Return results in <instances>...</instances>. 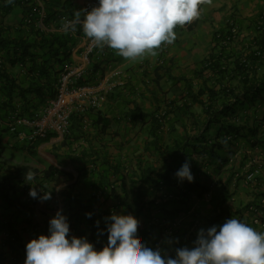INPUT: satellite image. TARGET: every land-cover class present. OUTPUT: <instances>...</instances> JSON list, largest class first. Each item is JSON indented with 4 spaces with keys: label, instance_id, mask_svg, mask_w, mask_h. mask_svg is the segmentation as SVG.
Returning a JSON list of instances; mask_svg holds the SVG:
<instances>
[{
    "label": "trees",
    "instance_id": "trees-1",
    "mask_svg": "<svg viewBox=\"0 0 264 264\" xmlns=\"http://www.w3.org/2000/svg\"><path fill=\"white\" fill-rule=\"evenodd\" d=\"M40 1L43 4L41 9L34 0H0V127H5L2 130L4 134H11L8 124L13 119L31 118L47 100L56 96L58 77L63 71L64 63L69 59V49L74 45L68 35L46 34L37 27V21L42 10L44 14L42 23L45 27L48 28L51 23L59 25L64 20H73L77 11L81 15V8L74 6L71 0ZM15 9H21V21L13 28L5 24L4 20ZM236 21L234 18L226 19L224 26L213 32L208 56L202 60L198 56L197 59L194 57L196 65L192 70L177 72L175 69L171 73L169 69L162 70L165 67L162 57L166 54L164 52L166 49L161 47L162 52L157 59L161 63L160 67H154L152 71L145 69L139 73V76L148 78L147 81L150 82V89L146 88L148 94L143 92L138 94L142 102L150 105L148 111L138 107L132 111H125L129 104L133 102L136 104L137 99L124 95L119 98V104L124 109L121 111L119 121L125 126L129 125V128L139 126L140 130H145L146 135L143 134L145 138H142L138 145L143 154L130 160L118 156L116 162L110 160L107 153L102 159L100 150L88 149V153L83 155L84 159L93 158V162L102 159V168L100 164L98 167L95 166L100 178L99 192L105 201L109 200L112 203L109 209L111 211L104 212L103 217L117 214V208H120L123 215L131 214L140 219L143 213L150 211L151 207L155 209L156 206V216L154 219L151 217L149 229L138 227L137 235L144 244H147L153 235L150 230L152 227H164L166 223L163 222L167 216L173 217L185 211V208L192 205L190 201L193 197L203 200V195L211 193V187L214 188V192L211 193L212 204L208 212L212 213V217L210 216L206 225L221 226L226 220L236 218L255 230L264 231L261 226L254 224L250 217L251 209L261 210L264 214V203L259 205V201L264 200V158L262 162L260 160V164L252 165H259L261 168L262 175L256 176L253 181L261 192H255L250 202L239 205L242 203V200H239L237 206L240 208L237 210L232 211L227 204L233 196L229 189L233 186L232 180L241 182L247 173L228 172L224 174V179L214 177L221 173V169L230 160H234L235 154H238L237 170L247 166V150L261 148V156H264V7L257 11L256 19L250 22L243 19L241 25ZM195 25L196 23L189 24L187 31L190 32ZM244 30L247 31V38L240 35ZM15 67L24 71L22 78L19 79L9 73L8 70ZM96 72L97 69L94 67L91 74L87 73L78 84H92L89 82ZM161 82L164 85L170 83L169 90L165 88L162 90ZM178 84L182 90L181 94L167 100V94ZM120 87L116 88L126 90L128 86L123 82ZM151 87L161 91V99L157 95L159 92L151 91L153 90ZM137 90L135 87L132 92L130 87L132 93H136ZM111 93L113 90L109 97ZM257 102L261 106L255 107L254 104ZM193 109L198 114H194ZM89 112L84 114L85 119ZM84 118L72 116L70 136L63 140L65 145L70 146L81 139L80 127L84 126L82 123ZM87 121L89 126L94 127L100 134L105 133L111 125V120L99 114ZM174 125L182 127L181 134L176 133ZM52 137L48 135L34 142L25 141L27 145L23 144L20 149L35 154L36 147L47 143ZM144 154L155 156L156 161L145 165L146 162L142 159ZM185 161L190 164L193 182L181 181L175 175ZM111 162L113 166L109 167ZM155 162L159 165L155 166ZM213 162L218 163L219 167L215 174H210L209 167ZM5 169L0 163V202L8 207L23 208L24 205L19 201L24 193H16L19 190L17 185L19 171L13 167ZM51 169L49 167L43 171V180H49L56 173L55 171L52 174ZM18 170L22 175L29 171L26 168ZM38 189L36 191H39ZM42 190H47L45 185ZM148 191L153 196L163 195L166 198L159 202L152 199L147 203ZM39 199L38 193L37 198L30 196L28 205L33 206ZM75 203L79 205L78 201ZM81 213L85 226L91 232V238L107 239L106 221L99 222L97 226L98 220L93 210L85 206L78 207L77 214ZM86 213H92L91 217L86 216ZM246 214L250 217L247 220ZM148 222L150 223V221L144 223L145 227ZM4 231L8 233L7 246L14 250L19 242L14 227L10 224H0V233ZM154 244L157 242L153 241V248Z\"/></svg>",
    "mask_w": 264,
    "mask_h": 264
},
{
    "label": "crops",
    "instance_id": "crops-1",
    "mask_svg": "<svg viewBox=\"0 0 264 264\" xmlns=\"http://www.w3.org/2000/svg\"><path fill=\"white\" fill-rule=\"evenodd\" d=\"M34 1L37 2L40 9L43 7V4L40 0ZM71 1L73 2L74 6L82 8L81 3L83 0ZM243 1L244 0H213L212 5L202 6L201 17L192 23H196L195 27L197 26V28L193 29V27L191 32H189V34L192 33L191 35H193L195 40L193 41L192 38L187 37V31H185L180 34V38H178L177 43H173L171 45L167 44V49L164 51L166 54L164 57H162V61L164 62L163 66H165L162 68V70L165 68L166 70L169 69L170 73L175 69L177 72L192 70L196 65L194 64L195 61H193L194 57L197 59L196 56H198L202 60L208 56L210 39L213 32L218 30L220 27H223L225 20L229 18V15L232 13H234L232 17L235 16L234 19L237 20L236 22L238 25L242 24L243 19L247 20V22L256 19V10H247V7L244 12L243 10L237 11L239 8H241L240 4H242ZM256 2L257 0L246 1L248 6ZM84 15V13L80 15L81 21H83ZM43 16L44 14L41 10L38 16L39 19L37 21V27L40 30L46 34L60 33L68 35L71 38V41L73 40L74 42H72L74 45L69 49V59L64 63L63 70L68 66L70 68L81 66L83 64V52L89 40V38H87L83 33L82 23L78 24L75 31H65L62 22L59 25L57 23H51L47 28L42 23ZM20 21L21 9H15L5 18L4 23L15 28L19 25ZM178 29L179 28L176 30ZM194 30L196 31L194 32ZM240 35L241 37L247 38V31L244 30L240 33ZM239 40L241 39L239 38ZM161 52L162 51H159V53ZM94 53L90 57V64L87 66L84 76L81 77L82 79L87 75V73L91 74L93 68L96 67L97 72L92 76L91 81L89 82L95 84L102 76L108 73V69L111 67L115 68L120 73V75L112 78L110 82H113V84L115 83L116 85L118 84L117 82H121L122 84L124 82L126 86H128L126 90L117 89L119 88L118 86L117 88L114 87L113 93H111L112 95L110 97L109 95L106 96L105 99L101 101L97 110L94 112H89L86 115L87 119L96 117L99 114L103 118L111 120V125L109 129L105 131V133H98L94 127H91L88 124L86 126L80 127L81 139H79V141L76 143L68 146L69 144L65 145L63 139H50L47 143L38 145L35 149V154H30L25 149H20L23 144L27 145L23 140L13 137L14 135L12 136L9 133L4 135L6 139L0 144V162L2 163V167L4 169L13 167L19 171L18 176L20 178L17 182V185L20 184L21 187H19V190L16 193H24L23 196L21 195V201H19L24 206L23 208L20 206L8 207L0 202V224L12 225L19 238L18 244L15 246V249L12 250L7 246V241L4 237L5 231L0 233V264H24L26 259V244L31 239L38 238L41 234L50 235L48 231L49 221L56 215L58 210H62V214L67 217L70 228L68 234L69 239H71L72 236L77 238H87V240L94 245L96 250H101L107 244V239L105 238H97L95 240L91 238V232L85 226L83 215L82 213L78 215L77 209L80 206H85L87 209L93 210L95 218L99 222L104 223L106 221L103 219L105 218L103 217V213L110 209L112 203L109 200L105 201V198H103L99 192L100 178L98 177L99 172H97L98 170L96 167L101 165L103 155L107 154V157L110 160H115V162L117 161L118 156L126 157L128 160L131 158L135 159L137 156L143 154L141 149L138 148V145L139 141L141 142V139L145 138L143 135L145 134V130H140L139 126L129 128V125L125 126L121 123V121H119L122 114L121 111H124L123 107H121L119 104V98L129 96L130 98L137 99L136 104L134 102L133 104H129L125 111H132L136 107L143 109L144 111H148L150 105L147 102H142L139 99L138 94L140 92L148 94L146 88L150 89V82L147 81L148 78L139 76V73L145 69L152 71L154 67H160L161 63L157 60L159 57L158 51L157 55H145L144 57L134 60V62L132 61V64L131 62L127 61L119 63L116 58L105 59V54L108 53V50L105 52L104 57L103 55L100 57L101 61L98 60L97 57H92ZM115 55L118 56L116 53ZM188 58L191 60H187ZM124 65L128 67V70L126 69L125 72H122L120 69L123 68L122 66ZM8 71L14 77H18L19 79L22 78L24 73V71L18 67L10 68ZM170 86V83L165 85L162 84V82L160 83L162 90L164 88L169 90ZM130 87L132 88V92L135 90V87L138 90L136 93H132L130 91ZM151 88L153 89L151 91L160 93L157 95H159V99H161V91L154 90V87ZM181 91L180 85L178 84L176 87L171 89L170 93L167 94V100L173 99L175 96L181 94ZM173 127L176 129V133H182V129H180L182 127L179 128L178 125H174ZM7 140L8 144L6 145ZM3 143L13 150L11 152L15 154L6 152L3 148ZM47 144H50V149L44 146ZM88 149L101 151L100 154L102 159H99L100 163L99 161L93 162V158L90 160L87 158L84 159L83 155L88 153ZM29 155L31 160H27ZM142 159L144 162H146H143L145 165L156 161L155 156L150 157L148 154H144ZM29 162H31V167L33 169L40 168L41 171H46L49 167L52 169L56 168V173L50 178L53 179L55 183L60 178L66 180L71 178L70 174H72V177H75L77 174L76 185L72 187L74 180L62 185H57L55 187L52 185L54 182H51V186L46 191L37 188L39 190L37 191L39 197H42L45 192H51V199L46 201L39 199L33 206L28 205L30 195L26 191L29 190L30 192L31 188L23 190L24 184H26L24 175H27L28 172L22 175L21 171L18 169L26 168L29 170ZM61 163L65 164V166L61 167ZM112 164L113 163L111 162L109 167H112ZM154 165L158 166L159 164L155 162ZM100 168H102V165ZM53 172H55V170H53ZM112 179H114V176H112ZM147 194V203L151 202L152 199L155 201L159 200L157 199L158 196H156V194L153 196L150 191H148ZM149 195L151 196L149 197ZM242 197H244V195H240L239 200H242ZM129 199L131 201L132 197ZM75 201H78L79 205H77ZM190 203L192 205L188 206V208H185V211L183 210L173 217L167 216L165 218L166 221L163 222L166 223L164 227H152L150 230L151 234L153 235L151 236V239L147 241V245L150 246L151 242L161 239L162 245L160 250L162 255L165 256H174V249L178 247L187 246L191 248L193 246V241H195L197 238L198 231L200 229L207 230L210 228L208 225H206V223L209 219L207 214L211 213L208 212V210H210L211 207L209 208L207 206L208 203L204 199H196L195 197L194 200L191 198ZM233 205L235 206V203H233ZM154 208L156 209V206H154ZM155 209L151 207L149 209L150 211L145 214L143 213L140 216V219H138L139 228H145L147 230L149 229V225H151L152 221L150 220L151 217L154 219L156 216ZM117 214H123L120 208H117ZM147 221H150V223L148 222L145 227L144 223Z\"/></svg>",
    "mask_w": 264,
    "mask_h": 264
},
{
    "label": "clouds",
    "instance_id": "clouds-1",
    "mask_svg": "<svg viewBox=\"0 0 264 264\" xmlns=\"http://www.w3.org/2000/svg\"><path fill=\"white\" fill-rule=\"evenodd\" d=\"M212 2L213 0H98L97 6L84 10L83 21L77 11L73 20L62 21V24L65 31H75L76 26L82 23L84 35L95 47H108L126 60L134 61L145 55H157V50L163 45L167 49L166 45L173 44L177 38L175 30L178 27L187 28L199 19L202 6H210ZM253 164L254 161L247 164L249 172L259 167L252 166ZM175 175L181 181L194 180L188 161H185ZM247 175L244 178L245 184L251 183L245 182ZM33 178V173L25 175V180ZM29 195L37 198L35 187L30 189ZM165 198L166 196L161 195L158 202ZM40 199H51V192H45ZM91 215L92 213H86L89 218ZM248 217L246 214L245 219ZM105 220L107 244L101 250H96L87 238L72 236L69 239L67 217L62 214V210H58L49 221L50 235L41 234L26 244L24 264H264V232H258L236 218L226 220L221 226L200 229L193 246L175 248L174 256L162 255L159 248L142 243L137 235L139 221L133 215L113 213ZM96 224L99 226V221ZM4 237H8L7 232Z\"/></svg>",
    "mask_w": 264,
    "mask_h": 264
},
{
    "label": "built area",
    "instance_id": "built-area-1",
    "mask_svg": "<svg viewBox=\"0 0 264 264\" xmlns=\"http://www.w3.org/2000/svg\"><path fill=\"white\" fill-rule=\"evenodd\" d=\"M82 11L91 10L93 6L98 5V0H83ZM234 31V30H233ZM95 47L90 39L85 46L83 52V64L77 67H66L58 77L57 93L53 99L47 100L45 104L33 113L31 118H19L12 120L8 124V128L12 134L20 140L34 142L37 139L45 138L52 135V139H64L70 135V126L72 116H82L90 110H97L101 101L114 89L121 86V82L116 85L111 79L120 75L114 68L108 69L105 74L95 84L79 85L78 81L84 76L87 66L90 64V57L95 52ZM83 125H88L87 119H83ZM18 127L28 129L27 133L17 131ZM261 172L260 167L253 168L246 176L245 182H252ZM264 200L259 201V205ZM252 222L264 229V218L261 210L250 211ZM249 217V218H250ZM160 246L154 244V248Z\"/></svg>",
    "mask_w": 264,
    "mask_h": 264
},
{
    "label": "rangeland",
    "instance_id": "rangeland-1",
    "mask_svg": "<svg viewBox=\"0 0 264 264\" xmlns=\"http://www.w3.org/2000/svg\"><path fill=\"white\" fill-rule=\"evenodd\" d=\"M246 1L247 0H244L243 1V3L242 4H240V6H241V8H239L237 11H240V10H243V12H244V10L247 8V10L248 9H250V10H256V11H259V9L262 7H264V0H257V2L256 3H252L251 5H247V3H246ZM234 15V13H232L231 15H229V17H231V16H233ZM179 29L178 30H176L177 31V38H176V40L174 41V43H177L178 42V38H180V34L181 33H183V32H185V31H187V28L184 26V27H178ZM195 28H197V26L195 27L194 26V28L193 29H195ZM196 30H194V32H195ZM191 32V31H190ZM198 32V31H197ZM192 34V33H191ZM191 34H189V32L187 31V33H186V35H187V37H189V38H192V40L194 41L195 39H194V37H193V35H191ZM164 46H162V48H163ZM238 47V46H237ZM162 48H160V49H158L157 51H158V53H159V51H161V49ZM108 50V53L107 54H105V52ZM169 51H170V49H169ZM115 51L114 50H112V49H110V48H108V47H104L103 49H99V48H97L96 49V51H95V53H94V55L92 56L93 58H95V57H97V59L98 60H100L101 61V56L103 55V57H104V54H105V59L107 58V59H114V58H116L118 61H119V63L120 62H131V64L134 62H132L131 60H126L125 58H123V57H121V56H116L115 55ZM112 55H114V56H112ZM109 58H108V57ZM187 60H191V59H187ZM111 63H113V62H111ZM123 68H121L120 70L122 71V72H125L126 71V69L128 70V67H126V65H124V66H122ZM255 105V107H259V106H261V104L260 103H256V104H254ZM193 111V113L194 114H198L197 112H196V110H192ZM189 122H191V121H189ZM180 128V127H179ZM5 129V127L4 126H1L0 127V144H1V142H3L6 138L4 137V133L2 132V130H4ZM181 129V128H180ZM18 131H21V132H23V133H27L28 132V129H26V128H24V127H18ZM70 136V135H69ZM64 141L66 140L65 138L63 139ZM8 144V140H7V142H6V145ZM55 144V143H54ZM4 143H3V148L5 149V151L6 152H9L10 154H15V153H13V152H11V151H13V150H11L9 147H7ZM45 147H48L49 149H50V144H47V145H44ZM54 149V148H53ZM261 148H254V149H251V150H247V164H248V162H251V161H254L255 162V164H260L259 162H260V160H261V162H262V160H263V158H264V156H261ZM237 156H238V154H235V156L233 157L234 158V160L231 162V161H229V163L223 168V169H221V173L219 174V175H213L214 177H215V179H219V177H221V179H224V174H227L228 172H231V173H236V172H239V171H242V173H246L247 172V174L249 173V170H250V168L248 167V166H246V167H244L242 170H237V167H238V161H237ZM30 157V155L28 156V159L27 160H31V158H29ZM1 163V162H0ZM2 164V163H1ZM246 165V164H245ZM245 165H242V167L243 166H245ZM29 171H28V173H30V171H31V173H33V174H35L34 175V178L32 179V180H28V181H26L25 183L26 184H24V187H23V190L25 189V190H27L28 188H30V187H35V189H37V188H39V189H41L42 190V187H43V185H45V187H46V189H48L50 186H51V182H54V180L53 179H49V180H43V171H41V169L40 168H37V169H33L31 166H32V164H31V162H29ZM60 166L61 167H64L65 166V164H60ZM218 167H219V164L218 163H216V162H213V165H211L210 167H209V169H210V174H215L216 172H217V170H218ZM53 170H55V171H57V169L56 168H53L52 169V171H51V173L53 172ZM4 173L6 172V169L3 171ZM60 172H62V171H60ZM76 172V171H75ZM27 173V174H28ZM76 174V173H75ZM233 174V175H234ZM262 175V174H261ZM260 175V176H261ZM65 176V175H64ZM70 176H71V178H69V179H66V180H64L63 178H60V179H58L57 181H56V183L54 182V183H52V185L55 187V186H57V185H62V184H65V183H67V182H70V181H73V183H72V187H74V185H76V182H77V174H76V176L73 178L72 177V174H70ZM219 176V177H218ZM66 177V176H65ZM36 179V180H35ZM214 179V180H215ZM233 179H234V177H233ZM39 181V182H38ZM216 181V180H215ZM235 184V185H234ZM231 185H233L232 187H230L231 189H229V192L233 195L232 196V198H230V200L228 201V205L230 206V208H231V210L232 211H234V210H237V208L239 207L240 208V206H237L238 205V203L240 202L239 201V197H240V195H244V197H242L243 199H242V203H239V205L240 204H243V203H246V202H250L254 197H252V195H254V193L255 192H261V191H259L257 188H258V186H256L257 184L256 183H253V182H251V183H247V184H245L244 183V180H242L241 182H235V179L234 180H232V184ZM19 187H21L20 186V184L18 185ZM67 187V186H66ZM260 188H261V186H260ZM117 189H118V187H117ZM253 190V191H252ZM27 192V191H26ZM198 192V191H197ZM210 192L212 193V192H214V188L213 187H211L210 188ZM211 193H207V194H205V195H203V199L208 203V207L210 208L211 207V204H212V202H211V196H212V194ZM247 195V196H246ZM193 200H194V197L192 198ZM233 203H236V205L234 206L233 205ZM213 206V205H212ZM208 215V217L209 218H211L212 216V213H208L207 214ZM211 216V217H210ZM263 218H264V214H263ZM161 223H162V221H161ZM170 226V225H169ZM257 231L258 232H264V231H261V229H257ZM156 242H157V244H159L160 243V246H161V239H157L156 240ZM150 246L151 247H153V242H151L150 243ZM157 247V248H159V249H161V247Z\"/></svg>",
    "mask_w": 264,
    "mask_h": 264
}]
</instances>
